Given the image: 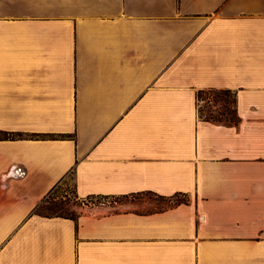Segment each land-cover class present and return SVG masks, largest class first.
I'll use <instances>...</instances> for the list:
<instances>
[{
  "label": "crops",
  "instance_id": "0c3cea01",
  "mask_svg": "<svg viewBox=\"0 0 264 264\" xmlns=\"http://www.w3.org/2000/svg\"><path fill=\"white\" fill-rule=\"evenodd\" d=\"M0 130V264H264V0H0ZM70 174L188 202L38 213Z\"/></svg>",
  "mask_w": 264,
  "mask_h": 264
},
{
  "label": "rangeland",
  "instance_id": "374dc122",
  "mask_svg": "<svg viewBox=\"0 0 264 264\" xmlns=\"http://www.w3.org/2000/svg\"><path fill=\"white\" fill-rule=\"evenodd\" d=\"M198 98L206 100L199 108L201 115L206 117L207 115H213L221 119L236 117L232 92L206 90L200 92ZM47 197L48 201L43 203L42 208L39 210L40 212H46L47 207H53L65 214L75 216L90 211L106 212L122 209L149 212L164 209L169 207L171 203L188 199V196L185 194H177L172 198H164L151 192L125 196L95 195L79 198L74 191L72 174Z\"/></svg>",
  "mask_w": 264,
  "mask_h": 264
},
{
  "label": "trees",
  "instance_id": "16d2710c",
  "mask_svg": "<svg viewBox=\"0 0 264 264\" xmlns=\"http://www.w3.org/2000/svg\"><path fill=\"white\" fill-rule=\"evenodd\" d=\"M213 91H221V92H231L230 90H225V89H212ZM201 92H203V91H201ZM233 97H234V101H233V103L235 104V96H234V94H233ZM234 109H235V107H234ZM235 113V115H236V117L235 118H233V117H231V118H229L230 120H232V121H237V114H236V111L234 112ZM207 118L208 119H214V120H222L221 118H219V117H215V116H213V115H210V116H208L207 115ZM226 119H228V118H226ZM9 136H11V134H9V132H7V131H3V130H0V137H9ZM56 189V188H55ZM55 189L53 190V191H55ZM52 191V192H53ZM51 192V193H52ZM50 193V194H51ZM151 193H153V192H151ZM49 194V195H50ZM155 194V193H154ZM156 195H158V196H160V197H164V198H172V197H174V196H176L177 194H174V195H172V196H164V195H160V194H156ZM48 198V197H47ZM44 199L38 206H37V208H36V211L38 212V213H40V214H43V215H47V216H65V217H70V218H73V219H76L78 216H75V215H68V214H65V213H63V212H61V211H59V210H56V209H54L53 207H47V211L46 212H40L39 210H40V208H42V206H43V203L44 202H46V201H48V199ZM183 202H188V199L187 200H183V201H177V202H174V203H171L170 205H169V207H172V206H174V205H177V204H180V203H183ZM168 208V207H167ZM165 209V208H164ZM159 210H161V209H159Z\"/></svg>",
  "mask_w": 264,
  "mask_h": 264
},
{
  "label": "built area",
  "instance_id": "2783aa9c",
  "mask_svg": "<svg viewBox=\"0 0 264 264\" xmlns=\"http://www.w3.org/2000/svg\"><path fill=\"white\" fill-rule=\"evenodd\" d=\"M206 102V100L205 99H199L198 98V106H199V108H200V106L203 104V103H205ZM200 110V109H199Z\"/></svg>",
  "mask_w": 264,
  "mask_h": 264
}]
</instances>
